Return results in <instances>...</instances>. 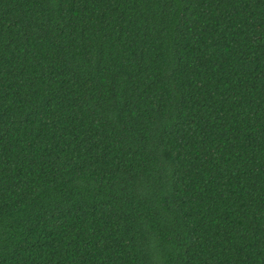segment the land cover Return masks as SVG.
Wrapping results in <instances>:
<instances>
[{"label": "trees", "instance_id": "obj_1", "mask_svg": "<svg viewBox=\"0 0 264 264\" xmlns=\"http://www.w3.org/2000/svg\"><path fill=\"white\" fill-rule=\"evenodd\" d=\"M0 264H264V0H0Z\"/></svg>", "mask_w": 264, "mask_h": 264}]
</instances>
